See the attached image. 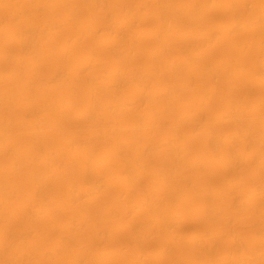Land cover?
I'll list each match as a JSON object with an SVG mask.
<instances>
[{
  "label": "rangeland",
  "instance_id": "obj_1",
  "mask_svg": "<svg viewBox=\"0 0 264 264\" xmlns=\"http://www.w3.org/2000/svg\"><path fill=\"white\" fill-rule=\"evenodd\" d=\"M82 1L84 2V4ZM87 1L88 0H60L59 4H56L57 7L48 6L46 7V9L44 8L43 11H40L36 14L31 13V17H34H32V24L29 23L31 22L30 14H27L25 16L26 18L24 17L17 19L16 22L15 20H11L7 16V13L9 12L7 10L9 9H6V12L4 10L2 11L4 13L1 14V17L3 19L0 17V23H3L0 24V62L2 61L3 63H0L2 64L0 65V77L2 78V76L6 74L13 75L16 73V77L14 78V80L7 84L3 83L2 79L0 78V90L8 91L13 94V97L11 96L10 98H7V101L2 104L3 108L0 107V119L9 120L8 130L10 133V137L12 138H10L11 142L13 143L12 146H17V144L19 145L33 139L40 141V150H42V146H44L43 151L45 150L44 152H41L43 154L46 153L45 155L47 156L49 155L48 158L52 161V163L54 162L52 165H50L51 167L46 166L44 167V169L55 172L58 171L56 172V175L53 177V179L49 182L50 185H47V189H45L44 193L36 201L28 202L27 200L32 191V185L27 181V179L29 178L27 176H29V170L36 168L38 164L26 160L27 155L29 154V151L26 152L27 150L25 151L24 149H18L14 147H11V149L10 147L4 148L5 150L3 149V154H0V176L4 174L2 168L8 163L12 155H21L23 157V164L21 165L20 170L11 173L9 178L11 181L10 188L12 190L14 188H18V193H15L14 195L11 194L7 198L5 203L0 207V243L3 242L4 244L3 250L0 251V264H6V262H12V264L18 262L16 264H22L19 261L20 257V260L23 259V264H73L72 258L68 255L72 251L80 254L82 257H85V264H211L219 262L220 260H222V257L227 256V254L231 256H242V254L243 256H248L255 253L256 250L257 252L262 251L264 249V193L255 198L254 195H252V192L258 185H264V169H261L264 168V165L260 164L257 158L249 161L243 160L244 156L242 155L246 154L245 151L247 147L246 145H244L245 143L243 141H241V143L238 142L234 146V149L237 150H234V152L236 151V155L240 158V161H238L239 163L237 162L238 164H235V167H227L221 162L226 157L225 153L227 150L226 141L222 138L225 133L231 132L238 125L242 124L246 127H249L253 133L255 132L254 134H258V132L264 129V107L262 105V100L264 97V86L258 83L260 75L258 68H256L255 65V62L257 61L264 62V52L257 54L256 52L251 51L253 49L250 48L247 55L241 57L242 53L240 50L241 48L239 47V45L248 40L258 39L259 36L249 32L238 34V38L234 39L236 42L233 41V38L230 35L225 34V36L228 37V40L231 39L230 41L223 42L224 44H217L215 46L216 48L214 47V49H210L211 52L210 50L202 52L203 56L205 57H203L202 54L196 56L194 60L191 61L190 65L185 68V70L183 69L181 71L180 74L182 76L179 74V79L177 81L181 85L175 93L176 96L174 95L168 99L171 104L169 112L170 115L167 114L166 118L164 116L160 120L162 123L159 121L158 123H155L154 126L152 125L151 127H149L150 129L145 128L141 131L140 138L143 139L142 143L147 142L152 145H158L160 143V140L170 137L175 133L174 126H172L175 118H179L181 116L185 117L186 114L187 117H193V120L190 119L188 120V123L186 121L179 127L178 132L181 131V135L179 133L180 137H178L179 140L177 139L175 145L176 149H178V153L176 155L170 156L167 151H164L162 149L160 153L156 152L152 154V156L148 155L147 157H145L146 159L144 158V161L147 160L146 164H148V166L146 165L143 169L144 171L139 173L140 175L137 177L138 180H136L135 184L136 187L134 186L135 189L130 195L123 194V187L109 184L107 190H105L106 192L104 191L103 193H100L98 195L95 194L89 198L83 199L81 201L83 206L82 208L66 205L68 195H66L67 193L64 191V187L66 186L68 181L70 182L77 178V175L81 169L80 165L82 163V158L80 156H74L70 159L73 151L82 147V144L80 142H77L73 146H69L68 144H66V140L70 135L77 134L78 132L80 134L83 133L81 135H84L93 126L91 122H88L85 120V118H83L85 113L84 101L87 100L88 95L85 91V80L71 76L69 68L73 67L78 57L87 54L90 51L95 52L100 58L106 60L109 63V58L106 50L99 48L100 44H103L105 46V43H108L110 39L108 37H111L110 35L115 32V27L109 23L108 19L110 16H113V18H115L116 15L120 14L119 12L121 11V7H126L130 4H134V10L136 14L135 12L133 13L137 17L132 13L130 25L133 26L131 27L129 25V27H127L128 29L126 28L124 30L125 41H131L130 43L126 42V45L124 46L125 48L123 47V51H125L130 56L128 59V63L133 67L137 66L136 68L139 69L146 67L151 63L148 56L149 51L154 49L158 44V40L155 37L152 38V36L149 35L157 28V26L154 24L155 21H153V18H151L150 20V17H145L144 15L145 13L151 12L156 8L155 0H136L135 3L134 0H123L124 2L120 0H104L105 7L103 6L102 8H100L101 10L99 8H95V10L90 8L89 10V8L85 5L88 3ZM178 1L182 4H188L194 2L195 0ZM207 1L209 2L210 0L195 1V3L197 4L203 3L204 5L202 6V4H199L202 8V11H204H201L202 17L205 18L203 22L194 23L191 21H182V23L178 24L172 34H174L178 30L186 29L185 31H191L194 33H205V31H209L210 33H212V35H214L216 34V24L218 25L221 23H226V21L227 23H229V21L232 19L231 17L233 16H237L238 18L240 17L241 19L260 10L262 11L258 13H264V0H255L262 6V8L259 7L260 10L258 9L255 11H252V9L249 10L248 4L236 3L233 6L234 9L233 12H231V16L228 15L224 9L227 5L230 4L232 0H214L213 7L209 6ZM118 3L119 5H117ZM148 3L151 6L148 5ZM248 3L250 4V1H248ZM79 4L82 7L80 16V18L82 19H79L77 25H75L77 26V29L75 27H67L66 29H63L61 31L52 32L46 38L40 39L35 45L34 53L36 56L39 57L42 52H45L51 55L50 58L45 60L39 59L38 64L32 68H30L31 60L29 57H27L28 55L24 60H17V57L21 55L20 49L16 44L7 42L8 34L10 33V30L12 28L28 26L30 27V31H33V35L38 36L40 28L39 25L41 26L47 23V21L49 22L50 20H52L53 22H59L63 19L64 16V14H61V10L63 11L64 9L76 7V5L78 6ZM142 10H144V13ZM243 13L247 14L244 15ZM141 14H143L144 16ZM92 18L95 19V23L93 24L96 26L95 27L93 25L96 29L94 32H92V34L94 33L93 35H91V33H87L84 30V25L90 22ZM134 18L136 19V21L134 20ZM5 19L7 21L9 20V23ZM34 20L35 25L32 26L34 24ZM105 28H107L108 30H106ZM192 28H194L195 30ZM137 30L140 31L137 32ZM126 31L129 33H127ZM85 32L87 35L85 34ZM131 33L140 34L141 40H134L132 37H134L135 34L132 35ZM70 36L78 43H82V46L73 47L66 55H62L58 52L59 45L67 38H71ZM132 43H135V45H133ZM205 45L207 44H202V46H200L198 50H204L206 48ZM171 48L172 50H170V52H175L178 50V46L176 45V43L171 45ZM130 49H135V52L132 55H130ZM3 55L4 58H1L3 57ZM200 57H202V59ZM223 57L225 58L224 60ZM227 57L229 59H227ZM147 59L149 62L147 61ZM144 63H146V65ZM229 63L231 67L233 64V68L229 66ZM57 64L66 65L63 67V74L54 83H52V86L47 91H39L40 83L45 79L46 72ZM198 64L200 66H198ZM204 64L207 65L204 67ZM236 64H238L240 67H243L244 70L242 75L236 73V69L239 67H236ZM197 67H200V71ZM207 67L208 69H205ZM191 70L193 73L191 72ZM231 70H233V72H231ZM201 71H210L212 73L219 74H217V78L209 77L206 75L205 77L203 76ZM196 73L198 74L196 75ZM32 75L37 78L39 83H37V86L35 85L32 90L23 92L22 87L24 80L26 79V77L28 78ZM245 76L247 77L245 78ZM252 77L253 79H251ZM157 79L158 81L160 80L166 83V79L161 80V78H156L154 80L152 79V83L150 82V80H148V82L146 81L145 83L148 87H151L152 84H155L154 82H157ZM171 82L177 83L174 81ZM171 82L168 80L167 84H170ZM126 84L121 88V94L125 97L130 96L129 94H133L132 88L128 84ZM74 87L75 90H73ZM207 87L208 90L211 89L214 91L212 95L213 97L211 96L209 100L205 101L206 103L204 102L201 105L198 98L199 95L197 96V94L200 93L198 91H201L202 88L207 89ZM67 88L70 91H68ZM226 90L228 92H226ZM43 93H46V98L52 100H58L64 96H67L71 99V103H73L71 104V107L73 106L72 111L66 117L60 118L59 106L57 105V103L52 105V110L50 109L48 110V112H43L41 105L32 110V112L29 111L28 113L23 109L17 110L16 107L24 105L29 97H38V95ZM227 93L235 95V97L232 96L230 99H236L240 108L244 111L241 116V120L244 121L246 119V121L242 122L240 120V122L235 123L231 119L217 120L219 114L225 111L227 107L229 100V94ZM225 95L228 96L226 97ZM174 99H177L179 103H173ZM159 104L156 103L154 106L156 107ZM55 106H57V108ZM154 106L153 108H155ZM136 109L140 110L143 108L139 106ZM185 112L187 113L185 114ZM97 114L100 115V110L99 112H97ZM99 115H96L97 118H99ZM122 117L124 118V120L130 119L129 115L121 116V118ZM195 119L197 121H195ZM26 120L34 121V123H40L42 124V126L46 127L52 126L53 130L51 133H47L45 130H43V133L41 131L39 134L27 133L23 131L22 127L23 123ZM257 127H260V129H257ZM126 132L127 131H124L118 134V136H116V139L126 137V134L128 135V132ZM142 134L144 136H142ZM210 134L214 136H212L211 138ZM145 138H148L147 141ZM213 138L216 141H212ZM114 141L115 140L103 139L102 141L96 142L94 144L93 148L96 154V159L94 158V163H96L94 164L96 165L95 173L98 172V174L106 176L117 169L118 164L116 159H106V155L111 151L114 145ZM255 141L256 139H250L247 145H250L251 148H255L259 145L258 141ZM220 142L222 144H220ZM142 143L133 145L132 151H135L136 147H138L139 145L142 146ZM208 146L209 148H207ZM219 146L222 149L220 148L218 151L217 149L219 148ZM56 147L60 149L59 153L57 152L58 154L53 152L51 154H47V152H51L52 150L56 149ZM10 151L13 152L11 153ZM166 152L167 154H165ZM179 157L180 159H178ZM166 162H168V164ZM163 164H166L169 167H174L178 164L179 168L177 170L171 169L169 171V177H171L170 180L174 182L175 187L178 183V186L176 188L179 194H177L172 200L163 202L160 206V211L162 210L161 213L163 215L161 224H159L158 226L142 225V227H140L141 231L143 232L142 235L137 237L138 239L134 238L132 240V227L129 223L132 222V220L133 222L147 220L149 215L143 210H135L130 206L141 200V197H143L146 191L149 192L152 189L154 190L155 188H157L158 183L154 179V174L156 173L158 168L163 166ZM194 184L195 186H193ZM191 185L193 188L190 187ZM204 185L206 188L204 187ZM178 187L180 190L178 189ZM195 187H197L198 189ZM58 191L62 192L58 196H56L55 193ZM23 202H26L28 205L25 210L21 209L20 207V204ZM204 202L211 205V207L216 211V215L213 216L211 214L209 215L202 212V205H204ZM41 205L46 210L43 215L35 211L37 206L39 207ZM59 207L61 208L58 209ZM26 210L28 211V215L25 214ZM86 210L88 212H91H89V214H91L90 219L88 223H86V225L77 234V236L82 239V241H86V244L77 247L73 245L71 246V244H69L62 249L58 248L57 237H59L63 231L58 228V226L62 224V221L67 215H71L75 219H78L82 217L83 211ZM165 210H167L168 213ZM51 214L54 215L52 216ZM178 214L180 215L179 220L176 218V215ZM93 215L95 216L96 220L93 218ZM142 228L144 231L142 230ZM99 234H101V236ZM146 234H148L149 236H146ZM196 234H200L203 237L200 243L193 242V237ZM211 240H214L212 241L214 244H211ZM20 253L24 254L20 256ZM16 254L19 256L18 258H15V256H17ZM100 257L103 258L100 259Z\"/></svg>",
  "mask_w": 264,
  "mask_h": 264
},
{
  "label": "bare ground",
  "instance_id": "obj_2",
  "mask_svg": "<svg viewBox=\"0 0 264 264\" xmlns=\"http://www.w3.org/2000/svg\"><path fill=\"white\" fill-rule=\"evenodd\" d=\"M105 1L104 0H88L87 1L88 3L86 2L87 4H85V5L89 8V10H90V8L95 10V8H99V9L102 8L105 4ZM107 1H109V0H107ZM120 1H123V0H120ZM135 1L136 0H134V3H135ZM192 1H194V0H192ZM195 1L188 3V4H182L178 0H155L156 8L153 9V11L144 14L145 17H150V20H151V18L154 19L153 21H155L154 24L157 26V28L155 27L156 30L152 31V33H150L149 35L152 36V38L155 37L158 40L157 46L154 49H152V47H151L152 50H150L148 53V56H149L151 63L149 65H147L146 67L139 69V68H136L137 66L136 67L131 66L128 63V59L130 56L125 51H123L125 48L124 46L126 45L125 43L129 41V40L125 41L124 30L127 27H129L130 22H131V18H132V13L135 12L134 4H130L129 6L121 7V11L119 12L120 14L116 15L115 18H113V16H110L108 19L109 23L115 27L114 28L115 32L113 31L114 32V33H112L113 35L111 34L110 35L111 37H108V38H110L108 43H105L106 44L105 46L103 44H100L99 48L106 50V52L108 54V58H109V63L106 60L100 58L95 52L90 51L87 54H84V55L78 57L76 63L73 65V67L69 68L71 76L85 80V83H86L85 91L88 95H87V100L84 101L85 102L84 103L85 104V113H84L83 118H85L86 121L91 122L93 126L84 135H81L83 133L80 134L78 132L77 134L70 135L69 138L66 140V144H68L69 146H73L77 142H80L82 144V147H80L81 145L78 146L80 148L75 149L73 151L72 155L70 156V159L73 158L74 156H80L82 158V163L80 165L81 169L77 175V178L75 180L70 181V182L68 181V183L64 187V191L67 193L66 195H68L67 201H66L67 206L82 208L83 206H82L81 201L83 199L89 198L95 194L98 195L100 193H103L105 190H107V187L109 186V184H114V185H118V186L123 187L124 188L123 194L124 195H130L135 189L134 186L136 184V180H138L137 177L140 175L139 173L144 171L143 169L145 168L146 165L148 166V164H146L147 160L144 161L145 157H147L148 155L152 156V154H154L156 152L160 153V151L162 149L164 151H167L170 156L176 155L178 153V149H176L175 145H176L178 137H180L179 133L181 131L178 132L179 127L184 122L187 121V123H188V120L193 118L190 116L187 117V114H186L187 112H185V114H186L185 117L181 116L179 118L178 117L175 118V120L173 121V125H172V126H174L175 133L172 136L167 137L165 139L162 138L163 140H160V143L158 145H152L150 143H147L146 141L148 138H145L146 143H142L143 139L140 138V135H141L140 133L145 128H149L152 125L154 126V124L158 123L164 116L166 118L167 114L170 115L169 112H170L171 104L168 101V99L175 95V93L179 89V86L181 85L177 81L179 79L178 78L179 74L181 73V71L183 69L185 70V68H187L190 65L191 61L194 60V58L196 56L201 55L202 52H204V51H208L210 49L212 50V48L214 49V47L219 43L230 41L231 39L228 40L227 39L228 37H226L225 34L230 35L233 38V41L236 42L234 39L238 38L237 35L240 33H244V32H249V33H252V34L257 35L259 37H258V39L253 38L254 40H248L244 43H242V41H241L242 44L239 45V47L241 48L240 49L241 53H242V55L240 54L241 57L246 56L248 53V50L250 48L253 49L251 51H254L257 54L264 52V13L263 12L258 13V12L262 11L259 9V7L262 8V6L260 3H258L255 0H253V1H251V0H232L230 2V4L227 5L224 9L225 12L230 16H231V12H233V9H234L233 6L236 3L248 4L249 10L252 9V11H255V10L259 9L260 11L254 12V13H252L248 16H245L244 18H241V19H240V17L238 18L237 16H233V17H231L232 19L229 21V23H227V21H226V23H221L218 25L216 24L215 30L217 32L215 31L216 34H214V35H212V33H210L208 31L211 27L207 30L208 32L205 31V33H194L191 31H185L186 29L184 30L182 28L183 30H178L174 34H172V32L175 30V28L178 26V24L182 23V21L183 22L184 21L185 22L191 21L194 23H196V22L201 23L204 21L205 18H203L201 15L202 12H204V11H202V8L200 6L201 4H202V6H204V5H203V3H201V4L199 3L200 4L199 5V4L195 3ZM213 1L214 0H210L209 2L207 1L209 6H212V7L214 6ZM248 1H250V4L248 3ZM59 2H60V0H7V1L0 0V17H1V14L3 13L2 12L3 10L5 11L6 9H9V10H7V11H9L7 13V16L11 20H15V22H16L17 19L24 18L27 14H30V17H31V13L36 14L40 11H43L44 8L46 9V7H48V6H56V4H59ZM83 4H84V2H83ZM238 4H237V6H238ZM113 5H115V4H113ZM117 5H119V3ZM148 5H150V4L148 3ZM242 7H243V5H242ZM263 7H264V4H263ZM81 9H82V7L79 4L78 6L76 5V7H73V8L64 9L63 11L61 10V12H62L61 14H64L63 19L60 21L58 20L59 22H53L52 20H50L49 22L47 21V23H45L41 26L39 25L40 28H39V33H38L39 35L38 36L33 35L34 34V33H32L33 31L31 32L30 27H28V26H20L18 28H16V27L12 28L10 30V33L8 34L7 42L12 43V44H16L18 46V48L20 49L21 55H19V57H17V60L18 61L24 60L25 57L28 55L27 57H29L31 60L30 68H32L38 64L39 59L45 60V59L50 58L51 55L49 53H45V52H42V54L39 55V57L36 56L34 53L35 45L37 44V42L40 39L46 38L52 32H55V31L58 32V31H61L63 29H66L67 27H75L77 29V26H75V25H77V22L79 21V19H82V18H80ZM249 10H248V12H249ZM142 11L144 13V10H142ZM114 12H115V10H114ZM135 14H136V12H135ZM135 14L133 13V15H135ZM245 14H247V13H245ZM141 15H143V14H141ZM239 15H240V13H239ZM32 17L30 18L31 22L28 21L30 24H32ZM143 19H144V17H143ZM146 19H148V18H146ZM134 20L136 21L135 18H134ZM21 21H23V20H21ZM102 21H103V19H102ZM7 22L9 23V20ZM104 22H103V24H104ZM93 23H95L94 18H92L90 20V22H88L86 25H84V30L87 33H91V35H93L94 33L92 34V32H94L96 30L94 28L95 25ZM0 24H3V23H0ZM34 25H35V20H34V24L32 26H34ZM4 26H5V24H4ZM79 27H81V26H79ZM79 27H78V29H79ZM103 27H105V26H103ZM207 27H206V29H207ZM185 28H187V27H185ZM97 29H98V27H97ZM105 29L108 30L107 28H105ZM188 29H189V26H188ZM192 29H194V28H192ZM77 31H79V30H77ZM138 31H140V30H137V32ZM86 32H85V34H86ZM133 32H135V31H133ZM127 33H129V32H127ZM127 33H125V34H127ZM131 34L134 35L135 33H131ZM131 34H129V35H131ZM140 37H141L140 34L136 33L134 35V37H132V38L134 40L137 39L136 41H138L139 39L141 40ZM73 38H74V36H73ZM126 38H127V36H126ZM75 39H76V37H75ZM241 40H243V39H241ZM130 42H128V43H130ZM42 43H44V42H42ZM174 43H176V45L178 46V50L175 52H170V50H172L171 45H173ZM132 44L135 45V43H132ZM202 44L203 45L207 44V45H205L206 48L203 47V48H205L204 50L201 49V51H200L198 49L200 46H202ZM238 44H240V43H238ZM76 46H82V43H78L76 40L72 39V37L67 38L66 40H64L59 45L58 52L62 55H66L71 50V48L76 47ZM236 47H238V46H236ZM138 48H139V46H138ZM211 50H210V52H211ZM130 51H131L130 55H132L135 52V49H132V50L130 49ZM36 52H37V50H36ZM210 52H206V53H210ZM1 55H2V53H1ZM202 56H203V54H202ZM145 57H146V55H145ZM203 57H205V56H203ZM1 58H4V55ZM200 58L202 59V57H200ZM224 59L225 58L223 57V60ZM227 59H229V58L227 57ZM233 59H235V58H233ZM2 60H4V59H2ZM145 60H146V58H145ZM198 60H200V59H198ZM139 61H140V59H139ZM147 61H148V59H147ZM232 61H230V62H232ZM0 63H2V61ZM139 63H141V62H139ZM193 63H194V61H193ZM255 63H256L255 64L256 68H258L259 75H260V79H259L258 83H260L261 85L264 86V62L257 61ZM2 64H0V65H2ZM144 64L146 65V63H144ZM135 65H137V64H135ZM206 65L204 64V67ZM64 66H66V65L65 64H63V65L57 64L54 67H52L51 69H49L46 72V77L43 75L45 77V79L40 83V86H39L40 90L39 91H41V92L47 91L52 86V83H54L59 77H61V75L63 74V67ZM198 66H200V65L198 64ZM229 66H230V63H229ZM235 66L237 67L239 65L236 64ZM194 67H196V66H194ZM208 67L205 69H208ZM197 68L199 70L200 67H197ZM231 68H233V64H232ZM192 70H193V68H192ZM192 70H191V72H192ZM198 70H197V72H198ZM243 70H244L243 67L239 66L236 69V73H238L239 75H242ZM220 71H221V69H220ZM215 72H217V71H215ZM231 72H233V70H231ZM64 73H66V72H64ZM201 73L203 74V76L206 75V76L213 77V78H217V76H218L217 74H219V73H217V74L212 73L210 71H208V72L201 71ZM15 74H13V75L12 74H6V75L2 76V78L1 77L0 78L2 79L3 83L7 84V83L11 82L12 80H14V78L16 77ZM197 74L198 73H196V75ZM36 76H37V74H36ZM198 77H199V75H198ZM246 77L247 76H245V78ZM156 78H161V80L166 79V83H164L160 80L158 81V79H157V82H154L155 84L154 85L152 84L151 87H148L146 85V83H145L146 81L148 82V80H150V82H151L152 79L154 80ZM249 78H248V80H249ZM209 79H211V78H209ZM251 79H253V77ZM168 80L170 82L174 81L177 83L171 82L170 84H167ZM180 80H181V78H180ZM189 81H191V80H189ZM254 81H256V80H254ZM2 82H1V84H2ZM130 82H133V83H130ZM37 83H39V82L35 76L32 75L28 78L26 77V79L23 82L22 91L27 92V91L32 90L35 85L37 86ZM126 83L133 90V94L132 95L129 94L130 96H127V97L122 96V94H121V88ZM180 83H181V81H180ZM198 83H199V81H198ZM148 84H150V83H148ZM183 84H184V82H183ZM202 85H203V82H202ZM234 86H232V87H234ZM68 88H67V90L70 91ZM228 89H229V87H228ZM73 90H75V87L73 88ZM71 91H72V88H71ZM0 92H1L0 93V107L3 108L2 104H4L5 101H7V98H10L13 94H11L8 91H3V90H0ZM198 92H200V93H198L197 96L199 95L198 98L200 100V104L202 105L205 101H207L211 98L214 91L211 89L208 90V87H207V89L202 88L201 91H198ZM226 92H228V91L226 90ZM131 93H132V91H131ZM227 94H229V96L227 95L229 100L226 99V100H228L227 107H226L225 111H223L221 114H219V116L217 117V120L231 119L235 123H238V122H240V120L242 118L241 116L244 113V111L240 108L236 99H234V98L230 99L232 96L235 97V95H232L230 93H227ZM66 97L67 96H64L58 100H52V99L46 98V93H43V94L38 95V97H35V96L29 97L26 100V103L24 105L16 107V108H17V110H19V109L26 110L28 113L29 111L32 112V110H34L35 108H37L41 105L43 112H48V110H50L51 107H53L52 105L57 103V105L59 106V115H60L59 117L62 118V117H66L72 111V107H73V106L71 107V104H73V103H71L72 102L71 99L68 97L66 98ZM177 102H178L177 99L173 100V103H177ZM156 103H158V104L160 103V104L155 107L154 105ZM262 105L264 107V97L262 100ZM139 106H141L143 109L137 110L136 108ZM153 106L155 108H153ZM55 107L57 108V106H55ZM99 110H100V115L97 114V112H99ZM194 114H195V112H194ZM256 114H258V113H256ZM96 115H99V118H97ZM119 115H121V116L129 115L130 119L124 120V118L123 117L121 118V116H119ZM172 115H175V114H172ZM172 115H171V117H172ZM259 115H260V113H259ZM261 116H263V115H261ZM28 118H30V117H28ZM8 121L9 120L0 119V154H3V151L5 150L4 148H6V147H10V149H11V147L18 148V149H24L25 151L27 150L26 152L29 151V154L27 155L26 160H28L29 162H35L38 164V166L36 168L29 170V176H27V177H29L27 179V181L29 183H31V185H32V191H31L27 201L33 202V201H36L44 193L45 189H47L46 188L47 185L53 179V177L56 175V172H58V171L55 172V171H50V170L44 169V167L50 166L54 162L52 163V161L48 158L49 155L47 156V155H45L46 153L43 154L41 152V151H43L44 146H42L43 148H42V150H40V143H41L40 141L33 139V140L26 141V142L19 144V145L17 144V146H12L13 143L10 140L11 137H10V133L8 130ZM195 121H197V120L195 119ZM244 121H246V119ZM244 121H242V122H244ZM161 123H159V124H161ZM248 123H247V125H248ZM216 126H217V124H216ZM22 127H23V131H25L27 133H32V134H39L41 131L43 133V130H45L47 133H51L53 130L52 126H48V127L42 126V124H40V123H34V121H29V120H26L23 123ZM258 128L260 129V127H257V129ZM215 129H217V128H215ZM252 129H253V127H252ZM124 131H127L128 135L126 134V137H121L119 139H116L117 138L116 136H118V134H120ZM149 131H151V130H149ZM254 133L252 132V130L249 127H246L242 124V125H238L231 132L225 133V135L223 137L220 135L226 141V144H227V150L225 153L226 157L221 161L222 164L227 166V167L232 168L233 166L235 167V164L239 163L238 161H240V158L236 155L237 150L234 149V146L238 142L241 143V141H243L245 143L244 145L247 146L246 151H245L246 154L245 155L241 154L242 156H244L243 160L249 161V160H253V159L257 158L259 160V163L264 165V143H263L264 142V129L261 130L260 132H258V134H254ZM180 135H181V133H180ZM142 136H144V135L142 134ZM212 136H214V135H211V138H212ZM103 139L115 140L111 151L106 155V159L107 160L116 159L117 164H118L117 169H115L113 172L109 173V175H106V176L100 175V174H98V172L95 173L96 165H94V164H96V163H94L95 162L94 158H95L96 154H95V150H94L93 146L96 142L102 141ZM250 139H256V141H258L259 145L255 148H251L250 145H247ZM213 140H214V138L212 139V141ZM214 141H216V140H214ZM221 142H220V144H222ZM138 143H142L143 145L142 144H141L142 146L139 145L138 147H136L135 151L134 150L132 151L133 145H136ZM152 143H154V142H152ZM208 145H209V143H208ZM213 147H214V145H213ZM207 148H209V146ZM220 148L221 147L219 146V148L217 150L219 151ZM211 149H213V148H211ZM211 149H209V150H211ZM243 149H245V148H243ZM234 150H236L235 151L236 153L234 152ZM59 151H60V149L56 147V149L52 150L51 152H47V154L48 153L51 154L52 152L53 153H57V152L59 153ZM10 152L12 153L13 151H10ZM15 152H16V150H15ZM162 152H161V154H162ZM167 152L165 154H167ZM10 155H12V154H10ZM180 157L178 159H180ZM169 159H170V157H169ZM220 159H221V157H220ZM22 161H23V157L21 155L14 154L10 157L8 163L2 168V171L4 172V174H2L0 176V207L5 203V201L7 200V198L11 194L14 195L15 193H18V191H19L18 188H14L13 190L10 188V182L11 181L9 178H10L11 173L17 172L18 170H20L21 165L23 164ZM166 163L168 164V162H166ZM197 163H199V162H197ZM160 164H161V162H160ZM257 164H258V162H257ZM181 165H182V162H181ZM178 168H179L178 164L175 165L174 167H171V166L169 167L168 165L163 164V166L158 168L156 173L154 174V179L158 183L157 188H155L154 190L151 188L152 190L149 192L146 191V193L143 195V197H141V200H139L137 202L135 201L136 203L134 205L130 206L132 209H135V210L136 209L137 210H143L144 212H147V214L149 215L147 220H144V221L141 220V221H136V222H133V220H132V222L129 223L132 227V230H131L132 231L131 235L133 237V238L131 237L132 240L134 238H137L140 235H142L143 232L141 231V228H140V227H142V225L143 226L144 225H146V226H149V225L150 226H158L159 224H161V220H162L163 215L161 213L162 210L160 211V206L162 205L163 202L170 201L177 194H179L177 191V188H176L178 186V183H177V186L175 187L174 182H172V180H170L171 177H169V173H170L169 171L171 169L177 170ZM261 169H264V168H261ZM229 175H231V174H229ZM193 186H195V184ZM179 187H178V189H179ZM190 187H192V185ZM204 187H205V185H204ZM195 188H197V187H195ZM231 188H232V186H231ZM234 189H236V188H234ZM232 190H233V188H232ZM61 192L62 191H58L55 193V195L58 196ZM203 192H206V191H203ZM252 193H253L252 195H254L255 198L259 197L260 195H262L264 193V185H262V184L260 186L258 185L256 188H254ZM251 197H253V196H251ZM203 200H204V198H203ZM202 203H203V201H202ZM210 203H212V202H210ZM27 206L28 205L26 202H23L20 204V207L23 210H25ZM163 206H164V204H163ZM214 206H216V205H214ZM60 208L61 207H59L58 209H60ZM108 210H109V208H108ZM35 211H37L39 214L43 215L46 210L41 205L39 207L37 206ZM165 211H167V210H165ZM89 212L87 210L83 211L82 217H80L78 219H75L71 215H67L64 218V220L62 221V224L60 226H58V228L63 230L62 234L59 237H57L58 238L57 239V247L58 248L62 249L66 245H69V244H71V246L73 245L76 247L86 244V241H84V240L82 241V239H80L77 236V234L86 225V223H88L90 216H91V214H89ZM202 212L205 214H209V215L211 214L213 216L216 215V211L211 207V205H209L208 203H205V202H204V205H202ZM218 212H219V210H218ZM167 213H168V211H167ZM25 214L28 215L27 210L25 211ZM51 215L53 216L54 214H51ZM93 218L95 219V216ZM103 218H105V217H103ZM176 218L179 220L180 215L179 214L176 215ZM143 228H145V227H143ZM143 228H142V230H143ZM155 233H156V231H155ZM99 235L101 236V234H99ZM146 236H149V235L146 234ZM146 238H148V237H146ZM202 238H203L202 235L196 234L193 237V242L194 243H197V242L200 243L202 241ZM93 241H94V238H93ZM135 241H137V240H135ZM212 241H214V240H211V244L213 243ZM87 243H89V242H87ZM207 247H209V246H207ZM3 248H4V244H3V242H1L0 243V251L3 250ZM22 254H24V253H22ZM22 254L20 253V256ZM68 255L72 258L73 264H85L84 262L86 261V258L82 257L80 254H77L76 252L72 251ZM104 255H105V252H104ZM18 257H19L18 255L15 256V258H18ZM24 257H26V256H24ZM20 258H19V261H20V263L23 264V259L20 260ZM101 258H103V257H100V259ZM12 261H13V259H12ZM17 261H18V259H17ZM24 261H25V258H24ZM16 263H18V262H16ZM16 263H14V264H16ZM259 263H264V249L262 251H259V252H257V250H256L255 253L248 255V256H243V254H242V256H239V255L238 256H236V255L231 256V255L227 254V256H225V257L223 256L222 260H220L219 262H215V263H211V264H259ZM6 264H12V262H6Z\"/></svg>",
  "mask_w": 264,
  "mask_h": 264
}]
</instances>
